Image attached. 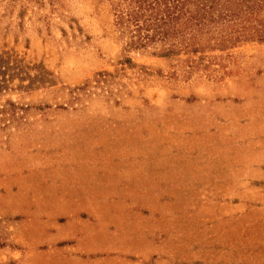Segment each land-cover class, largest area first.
<instances>
[{"label":"rangeland","instance_id":"1","mask_svg":"<svg viewBox=\"0 0 264 264\" xmlns=\"http://www.w3.org/2000/svg\"><path fill=\"white\" fill-rule=\"evenodd\" d=\"M202 56L0 0V264H264V43Z\"/></svg>","mask_w":264,"mask_h":264},{"label":"trees","instance_id":"2","mask_svg":"<svg viewBox=\"0 0 264 264\" xmlns=\"http://www.w3.org/2000/svg\"><path fill=\"white\" fill-rule=\"evenodd\" d=\"M126 49L158 57L264 43V0H96Z\"/></svg>","mask_w":264,"mask_h":264}]
</instances>
